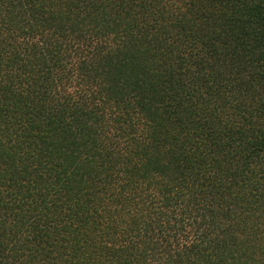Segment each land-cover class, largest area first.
Here are the masks:
<instances>
[{"label":"trees","instance_id":"trees-1","mask_svg":"<svg viewBox=\"0 0 264 264\" xmlns=\"http://www.w3.org/2000/svg\"><path fill=\"white\" fill-rule=\"evenodd\" d=\"M0 264H264V0H0Z\"/></svg>","mask_w":264,"mask_h":264}]
</instances>
